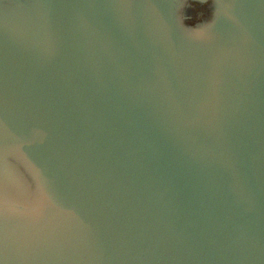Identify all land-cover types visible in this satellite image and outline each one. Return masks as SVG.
<instances>
[{"label":"water","instance_id":"95a60500","mask_svg":"<svg viewBox=\"0 0 264 264\" xmlns=\"http://www.w3.org/2000/svg\"><path fill=\"white\" fill-rule=\"evenodd\" d=\"M118 1L0 20V264H264V0Z\"/></svg>","mask_w":264,"mask_h":264},{"label":"flooded vegetation","instance_id":"af4514ba","mask_svg":"<svg viewBox=\"0 0 264 264\" xmlns=\"http://www.w3.org/2000/svg\"><path fill=\"white\" fill-rule=\"evenodd\" d=\"M27 9L16 0H0V20L10 24L18 22V24H28L35 28L38 32L44 20V13L47 0H20ZM118 0H116L117 2ZM119 4L124 6V1L119 0ZM192 4V5H190ZM141 12L145 13L147 19H151V8L144 0L140 1ZM193 6V7H192ZM198 7V8H197ZM222 4L216 0H208L206 2L197 1H182L175 8V26L178 33L179 41L185 47H194L199 39L206 31L214 24L215 20L221 15ZM200 12V17L197 18L194 24L191 21V15H197ZM30 12V14H29ZM160 25V24H159ZM15 163L25 172L29 178L33 189L37 195L42 194V182L39 176L34 172L28 163L15 159Z\"/></svg>","mask_w":264,"mask_h":264}]
</instances>
